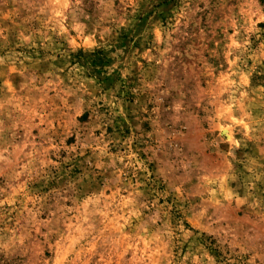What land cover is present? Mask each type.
<instances>
[{
    "label": "rangeland",
    "instance_id": "obj_1",
    "mask_svg": "<svg viewBox=\"0 0 264 264\" xmlns=\"http://www.w3.org/2000/svg\"><path fill=\"white\" fill-rule=\"evenodd\" d=\"M0 264H264V0H0Z\"/></svg>",
    "mask_w": 264,
    "mask_h": 264
}]
</instances>
